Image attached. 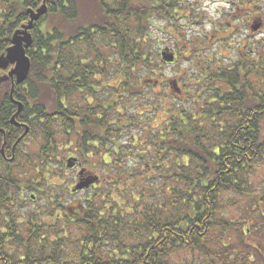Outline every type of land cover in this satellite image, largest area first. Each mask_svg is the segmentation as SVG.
<instances>
[{
    "label": "trees",
    "instance_id": "1",
    "mask_svg": "<svg viewBox=\"0 0 264 264\" xmlns=\"http://www.w3.org/2000/svg\"><path fill=\"white\" fill-rule=\"evenodd\" d=\"M46 2L31 30L26 81L0 85V264H264L256 224L264 197L252 227L224 212L246 198L248 179L264 165L260 42L245 37L236 55L207 57L173 95L159 80L151 28L166 21L163 32L183 55L185 37L171 24L202 21L199 6ZM41 3L0 0V55ZM30 137L35 148L24 152ZM63 154L64 167L79 158L83 174L101 183L77 204L66 203V184L53 182ZM31 191L39 198L27 202L41 206L25 211Z\"/></svg>",
    "mask_w": 264,
    "mask_h": 264
},
{
    "label": "rangeland",
    "instance_id": "2",
    "mask_svg": "<svg viewBox=\"0 0 264 264\" xmlns=\"http://www.w3.org/2000/svg\"><path fill=\"white\" fill-rule=\"evenodd\" d=\"M196 3L201 4L199 6L201 8V11L203 12L204 19L199 22L195 23H186V21L181 20L178 23L174 24V27H180V33L182 37H185V40H181L182 43L187 44L188 46H185L183 51V55L178 54L177 61L174 63V65H164L161 63L160 65V75L161 78L160 81L166 83L169 86V89L167 90L168 94L177 95L176 89L180 88L183 92V80L184 77L187 75H190L192 72H195L198 66L202 65V62L207 59V57H212L213 55H221L224 56L225 59L230 58L231 55H236L237 51L240 49L238 45L241 42V39H244L245 37H252L253 35H256L257 33H252L248 24L246 25V22L241 20V18L245 17V12H249V10H238L235 12V14H230L231 9L230 6L231 3L228 0H198ZM251 7V6H249ZM88 16L93 15L96 16L97 13L87 12ZM264 19V13L261 15ZM165 23V21H156V25L162 26V24ZM156 27L151 28V36H152V42L153 46L149 49L153 53H161L166 48H173L172 44L170 43L168 35L163 34L161 30ZM263 32V33H262ZM257 34V37L255 38V42H260V49L259 51L264 53V44L262 43V38H264V31ZM226 34L228 36L226 37ZM257 40V41H256ZM255 52H258L255 50ZM189 80V77L187 78ZM172 82L175 84H172ZM186 84H188L186 82ZM164 87V84H163ZM188 87V86H187ZM153 88L156 89V92L159 93V95H166V92L163 91L161 86L158 84V87L156 88L155 85H153ZM190 90V93L193 95L195 90H192L188 87ZM184 96V94H181ZM30 144H24L28 149H34V140L30 137ZM26 148L23 146L22 151L26 152ZM65 155L63 154V160L59 161V168L55 170V172L58 174L53 182L55 184H66V182L72 181L74 179L72 178V173L69 172L68 169H66L63 165L65 164ZM0 169V174H1ZM4 173V171H3ZM76 180V179H75ZM248 183H250V189L249 192H244V197L241 199H234V201L231 203V205H227L224 209V212L228 215L227 220H235V222L247 223L252 227V225H255V219L254 217L261 218L259 214V211H257V208H255L256 201L259 203L260 200L264 197V165L258 166L255 173L250 176L248 179ZM90 192L85 193L84 192H77L75 195H67V199L73 200V202H80L81 199L86 196L89 193H92V190H89ZM39 193L36 191L34 192V195L39 198ZM30 194L27 193L25 202L27 206H21L23 210H38V208L41 206V202H35V203H28L27 200L29 199ZM66 201V203H70V201ZM255 208V209H253ZM45 222H48V218L43 219ZM256 224H260L261 227H264V220L259 221ZM238 239V238H237ZM250 240L252 242V237H250ZM263 244V242H261ZM237 244V246H236ZM233 247L235 246L238 250V241L237 243L233 244ZM259 262L260 261V256Z\"/></svg>",
    "mask_w": 264,
    "mask_h": 264
},
{
    "label": "water",
    "instance_id": "3",
    "mask_svg": "<svg viewBox=\"0 0 264 264\" xmlns=\"http://www.w3.org/2000/svg\"><path fill=\"white\" fill-rule=\"evenodd\" d=\"M46 13V0H43L41 6L36 10H27V14L29 15L27 24L22 25L20 29L14 32L11 40V46L0 56V70L5 71L8 67H12L7 75L0 74V84L7 82L8 79H14L17 84H21L27 79L30 72V61L26 56L25 51L32 43L30 31L32 30L34 23ZM164 61L172 62L173 56L170 55L165 57ZM17 106V114H19L22 110V105L17 104ZM12 123L14 124V117H12ZM68 166L69 168L72 167L70 164H68ZM77 188L80 189L81 186Z\"/></svg>",
    "mask_w": 264,
    "mask_h": 264
},
{
    "label": "flooded vegetation",
    "instance_id": "4",
    "mask_svg": "<svg viewBox=\"0 0 264 264\" xmlns=\"http://www.w3.org/2000/svg\"><path fill=\"white\" fill-rule=\"evenodd\" d=\"M183 6H191L190 3H184L182 4ZM241 6H264V0H247L246 2L245 1H241ZM192 6H201V4H198V3H193ZM231 6V5H230ZM5 147V146H4ZM1 148V147H0ZM6 151H8V149L6 148L5 149ZM5 158L6 159H9L6 155H5ZM3 159L0 158V164L2 163ZM75 182L74 184H72L71 186V189L75 186Z\"/></svg>",
    "mask_w": 264,
    "mask_h": 264
}]
</instances>
